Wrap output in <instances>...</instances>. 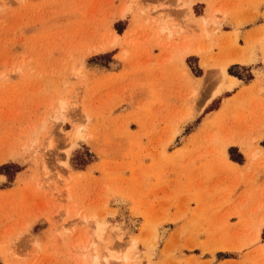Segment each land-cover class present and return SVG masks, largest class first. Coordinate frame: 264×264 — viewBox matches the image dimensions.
I'll return each instance as SVG.
<instances>
[{
  "label": "rangeland",
  "instance_id": "rangeland-1",
  "mask_svg": "<svg viewBox=\"0 0 264 264\" xmlns=\"http://www.w3.org/2000/svg\"><path fill=\"white\" fill-rule=\"evenodd\" d=\"M106 247L264 264V0H0V264Z\"/></svg>",
  "mask_w": 264,
  "mask_h": 264
},
{
  "label": "bare ground",
  "instance_id": "bare-ground-1",
  "mask_svg": "<svg viewBox=\"0 0 264 264\" xmlns=\"http://www.w3.org/2000/svg\"><path fill=\"white\" fill-rule=\"evenodd\" d=\"M224 71V70H223ZM222 71V73H223ZM225 74V71H224ZM222 76V75H221ZM226 77V75H224ZM218 77V76H217ZM229 84L228 86H230L231 88L234 87V85L237 84V80L236 79H229ZM227 82V81H226ZM207 84V83H206ZM191 112V111H190ZM79 132V131H78ZM77 135V134H76ZM79 135V134H78ZM76 137V136H75ZM78 137V136H77ZM81 137V135H80ZM83 137V136H82ZM79 138V137H78ZM50 175V174H49ZM129 247V246H128ZM127 247V249H128ZM132 250V249H131ZM126 251V250H125ZM124 251V252H125ZM133 252V250H132ZM119 253V252H118ZM124 254V253H123ZM95 259V263L96 264H110L111 262H124L125 264H134L132 261V258L130 256V254L128 252H125V254L123 255V257H120L119 254H117L113 249L106 247L105 251L103 254L97 253L94 256ZM104 261V262H103ZM137 261V260H136Z\"/></svg>",
  "mask_w": 264,
  "mask_h": 264
},
{
  "label": "trees",
  "instance_id": "trees-1",
  "mask_svg": "<svg viewBox=\"0 0 264 264\" xmlns=\"http://www.w3.org/2000/svg\"><path fill=\"white\" fill-rule=\"evenodd\" d=\"M232 159V158H231ZM233 160V159H232Z\"/></svg>",
  "mask_w": 264,
  "mask_h": 264
}]
</instances>
